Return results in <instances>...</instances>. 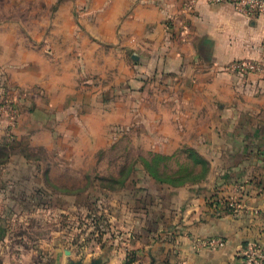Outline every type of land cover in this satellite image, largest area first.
I'll return each instance as SVG.
<instances>
[{
  "label": "rangeland",
  "instance_id": "374dc122",
  "mask_svg": "<svg viewBox=\"0 0 264 264\" xmlns=\"http://www.w3.org/2000/svg\"><path fill=\"white\" fill-rule=\"evenodd\" d=\"M144 3L169 2L0 0V62L33 70L0 64V118L35 115L0 149V264H264V165L196 134L176 62L130 40Z\"/></svg>",
  "mask_w": 264,
  "mask_h": 264
},
{
  "label": "crops",
  "instance_id": "0c3cea01",
  "mask_svg": "<svg viewBox=\"0 0 264 264\" xmlns=\"http://www.w3.org/2000/svg\"><path fill=\"white\" fill-rule=\"evenodd\" d=\"M167 1V5L161 6L139 5L136 34L131 42L137 47L151 44L154 51L158 49L154 55H168L176 62L171 65L182 74L179 73V79L174 74L169 83L184 89L180 94L191 97L195 108H201L199 118L207 122L196 129V134L217 138L216 145L210 146L224 156L220 159L228 165L238 163L242 159L240 153L248 150L263 166L264 13L243 14L226 0H194L189 5H183L182 0ZM141 6L144 12L140 11ZM121 38L123 43L133 45L123 35ZM166 41L168 45L164 46ZM3 44L11 51L12 41ZM11 62L5 59L0 64L7 65L10 80L20 86L26 84L23 75L28 72L30 79L31 65L10 69ZM34 116L22 112L13 136L0 118V149L16 145L17 137L33 126ZM4 164L0 163V167Z\"/></svg>",
  "mask_w": 264,
  "mask_h": 264
},
{
  "label": "built area",
  "instance_id": "2783aa9c",
  "mask_svg": "<svg viewBox=\"0 0 264 264\" xmlns=\"http://www.w3.org/2000/svg\"><path fill=\"white\" fill-rule=\"evenodd\" d=\"M225 1V0H216ZM231 3L238 11L246 15L264 13V0H226ZM243 64L239 67L243 68Z\"/></svg>",
  "mask_w": 264,
  "mask_h": 264
}]
</instances>
